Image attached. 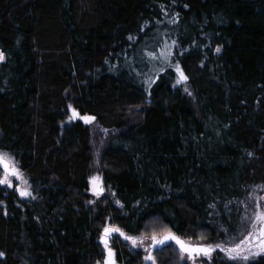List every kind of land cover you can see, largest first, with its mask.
I'll return each instance as SVG.
<instances>
[{"label":"trees","instance_id":"1","mask_svg":"<svg viewBox=\"0 0 264 264\" xmlns=\"http://www.w3.org/2000/svg\"><path fill=\"white\" fill-rule=\"evenodd\" d=\"M165 40L189 80L173 88L168 70L149 95L137 73ZM0 51V151L35 196L0 186V264L103 262L107 217L213 243L264 184V0H0ZM97 158L100 200L86 191ZM126 243L113 239L117 262L141 264Z\"/></svg>","mask_w":264,"mask_h":264},{"label":"snow or ice","instance_id":"2","mask_svg":"<svg viewBox=\"0 0 264 264\" xmlns=\"http://www.w3.org/2000/svg\"><path fill=\"white\" fill-rule=\"evenodd\" d=\"M174 2L175 0H173ZM184 7H187V5L185 4ZM161 10L164 11L163 5H161ZM164 14L167 15V12L165 11ZM178 16L179 13H175L168 22L175 23ZM159 22L157 21V23ZM141 31H143V28ZM136 39L137 37L135 36H128V40L132 43ZM178 47L176 40H172L171 43L165 40L161 42L159 51L151 50L147 52L148 61L159 62V66L156 63H152V67L148 72L137 73V75L144 77L142 82L145 85V91L149 95L151 94L152 86L160 78V75L168 70L175 74V82L172 84L173 88L187 84L189 77L185 74L179 60L174 61L172 59L174 55H183V51L179 53L173 51ZM215 51L220 52V48L217 47ZM4 59L5 54L0 51V62H3ZM105 62L107 63V61ZM184 91L188 92L186 86ZM189 95H191L190 92ZM75 118L83 120L86 124L96 119L94 116H81L75 109H72V116L69 117V120ZM14 181L19 183H14ZM89 185L90 187L86 191H90L97 200H100L106 191L102 176L97 174L90 177ZM0 186L14 189V192L18 193L21 198L31 197L35 199L31 191V185L25 178L18 162L11 154L4 151H0ZM115 196V192L109 191V196L100 202L106 203L108 199ZM249 200L252 201L251 210H249L248 204L241 202L243 211L239 217L238 224L233 225L231 230L224 228L225 238L213 243H194L191 238L185 239L179 235V229L173 231L167 227L162 230H157L156 228L148 229L146 227L144 233L137 235L134 234L136 230L125 231L111 217H107L100 233V243L103 245V264H117L116 251L112 247L114 238L127 242L125 246H130L132 249H142L144 264H157L154 252L163 251L166 247H174L184 264H188V261H191V264H197L198 260H200V264H210L214 253L223 254L225 264H264V259H261L264 258V196L256 195L255 189H253V192L249 195ZM0 203L3 202L0 201ZM89 203L94 204L96 201L90 200ZM113 203L119 206L120 209L124 208V204L119 199H114ZM215 207V204L209 205V208L215 209ZM225 208H228V204H225ZM236 211L238 213L241 212L239 205ZM204 239V234L201 233L200 241ZM3 255L4 253L0 252V257ZM201 258L203 259L201 260ZM97 264H100V262L98 261Z\"/></svg>","mask_w":264,"mask_h":264},{"label":"rangeland","instance_id":"3","mask_svg":"<svg viewBox=\"0 0 264 264\" xmlns=\"http://www.w3.org/2000/svg\"><path fill=\"white\" fill-rule=\"evenodd\" d=\"M98 127V126H97ZM97 127H93V130H95L94 131V137H96L97 136V131L99 130ZM100 131V130H99ZM102 131V130H101ZM102 133H103V131H102ZM99 157V156H98ZM101 164H100V158H97V160H96V165H95V168H94V170H93V173H92V176L93 175H97V174H99V175H101ZM23 172V171H22ZM23 174H24V176H25V178L27 179V175L23 172ZM91 176V177H92ZM102 176V175H101ZM28 180V179H27ZM14 183H19L18 181H14ZM4 187H6V186H4ZM255 189V194L256 195H259V196H264V184H260V185H258L256 188H254ZM253 192V191H252ZM106 193H104V195H105ZM94 197V196H93ZM95 198V200H96V197H94ZM23 199H25V200H30L31 199V197H28V198H23ZM247 204L249 205V210H251V208H252V201H250L249 199H248V201H247ZM155 225H153V227H154ZM186 239V238H185ZM192 242H202V243H210V242H208L206 239H204L203 241H200V239H197V240H192ZM112 247H113V241H112ZM134 250H140V251H142V249H140V248H136V249H134ZM178 252V251H177ZM155 253L156 252H154V255H155ZM217 253H214L213 254V258H212V260H211V262L213 261V259H214V257H215V255H216ZM156 259H158L157 257H156ZM203 258H201V260H202ZM179 263H178V262ZM177 261L176 262H174V264H184V261H181L180 260V258H179V254L177 253ZM210 262V263H211ZM100 264H103V262H100ZM117 264H119L118 262H117ZM141 264H144V261H142L141 262ZM157 264H158V260H157ZM188 264H191V261H188ZM197 264H200V260H198L197 261Z\"/></svg>","mask_w":264,"mask_h":264}]
</instances>
